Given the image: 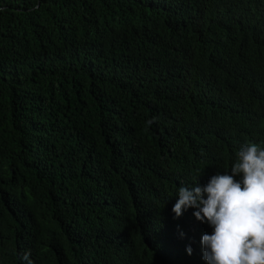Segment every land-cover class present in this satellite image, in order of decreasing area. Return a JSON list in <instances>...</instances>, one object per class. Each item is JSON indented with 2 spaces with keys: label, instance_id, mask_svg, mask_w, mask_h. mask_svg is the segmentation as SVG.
Returning <instances> with one entry per match:
<instances>
[{
  "label": "trees",
  "instance_id": "obj_1",
  "mask_svg": "<svg viewBox=\"0 0 264 264\" xmlns=\"http://www.w3.org/2000/svg\"><path fill=\"white\" fill-rule=\"evenodd\" d=\"M250 143L264 0H0V264H207L178 187Z\"/></svg>",
  "mask_w": 264,
  "mask_h": 264
},
{
  "label": "clouds",
  "instance_id": "obj_2",
  "mask_svg": "<svg viewBox=\"0 0 264 264\" xmlns=\"http://www.w3.org/2000/svg\"><path fill=\"white\" fill-rule=\"evenodd\" d=\"M176 196L172 211L177 218L191 208L196 220L210 225L202 236L201 260L264 264V148L246 144L229 172L213 175L203 187L198 180L182 184Z\"/></svg>",
  "mask_w": 264,
  "mask_h": 264
}]
</instances>
